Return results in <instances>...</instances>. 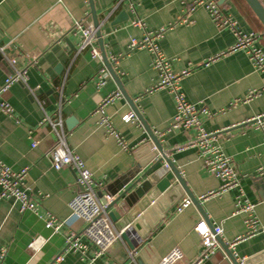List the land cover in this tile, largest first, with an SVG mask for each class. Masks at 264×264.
<instances>
[{
	"label": "crops",
	"instance_id": "0c3cea01",
	"mask_svg": "<svg viewBox=\"0 0 264 264\" xmlns=\"http://www.w3.org/2000/svg\"><path fill=\"white\" fill-rule=\"evenodd\" d=\"M193 1L91 0L106 60L202 210L191 201L176 210L189 197L173 179L165 193L152 191L149 206L133 221L139 228L129 236L132 248L122 238L116 239L105 254L94 258L95 246L81 232L84 220L74 216L69 205L80 192L75 172L70 167L53 168L46 153L55 134L47 123H41L37 101L25 88L34 92L48 115L62 119L67 146L81 156L93 180L101 182L95 189L108 204L114 198L111 192L127 179L139 160H145L142 170L151 165L155 149L139 120H123L133 111L121 93L103 111L128 149L118 145L98 123L100 114L95 108L118 90V85L108 73L106 84L98 88L95 75L105 66L104 61L92 59L88 47L78 50L81 34L71 25L79 20L93 26L89 0H0V46L5 54H0V88L13 68L26 74L25 84L14 82L0 94L12 107L11 115L0 110V161L15 171L27 169L24 182L36 204L33 211L21 212L17 201L0 198V264H156L174 246L183 253L180 264H187L202 250L193 229L201 218L211 225L220 224V237L240 264H264V141L262 130L250 121L264 114V73L255 69L243 50L204 63L236 39L231 30L212 21L204 6L192 8ZM259 1L263 4L264 0ZM218 2L241 32L259 35L258 45L264 52V28L250 6L244 0ZM180 17L187 21L176 23ZM136 19L141 26L132 24ZM170 25L174 26L163 32L157 45L173 72L191 67L180 80L181 92L200 110L204 129L217 134L216 143L240 178L237 187L216 197L201 198L216 190L221 180L208 172L196 147H182L193 139L195 131L168 129L176 112L174 99L165 88L152 89L160 76L150 51L129 49L131 39ZM93 43L99 48L96 36ZM70 119L74 123L69 126ZM164 164L161 161L158 166ZM238 199L253 204V232L246 222L248 214L236 211ZM128 211L123 200L107 209L108 215L116 217L115 221L110 217L116 229ZM51 216L64 220L56 234L44 224ZM38 236L46 241L33 250L29 243ZM59 255L64 260L53 263ZM202 264L230 263L220 246Z\"/></svg>",
	"mask_w": 264,
	"mask_h": 264
},
{
	"label": "built area",
	"instance_id": "2783aa9c",
	"mask_svg": "<svg viewBox=\"0 0 264 264\" xmlns=\"http://www.w3.org/2000/svg\"><path fill=\"white\" fill-rule=\"evenodd\" d=\"M262 2L264 4V1ZM196 5L204 6L211 16L212 21H214L218 27H226L231 30L236 39L235 43L232 44L231 47L220 51L214 56H211L204 63L208 64L210 62H214V60L218 59L220 56H224L233 51L243 50L246 56L249 57L255 69L264 73V52L258 45V41L260 40L259 35L253 31L247 33L241 32L237 28V22H235L232 16H229L223 11L218 0H194L191 6L194 8ZM186 21L185 17H180L176 23H184ZM132 24L141 26L140 20L137 19L132 20ZM71 26L72 30H78L81 34V41L78 50L88 47L90 49V57L92 59H99L101 57L100 50L98 46L93 43L95 40V27L91 25H83L79 20H75ZM172 26L174 25L161 27L156 31L146 32L141 39H131L129 49L147 48L150 51L153 59V67L157 69L160 76L159 81L152 89L165 88L172 94L174 99L176 112L168 125V129H183L185 131L193 129L195 131L193 139L182 147H196L200 152V156L208 172L221 180V184L216 190L208 191L201 196V198L216 197L226 190L237 187L239 185L240 178L238 177V173L235 170L232 161L224 154L219 144L216 143L217 134L207 132L204 129L198 115L200 110L196 109L193 104L189 103L185 99L184 93L181 92L179 85L180 80L189 73L191 67L181 69L180 72H173L170 68L168 59L164 57L157 45V40L162 36L163 32ZM0 54L2 56L5 55L3 46H0ZM95 77L96 86L98 88L103 87L106 84L108 72L105 66L98 70ZM14 82H21L25 84L26 74L13 68L12 73L5 78V82L0 88V94ZM27 90L29 95L33 96L37 101L43 115L41 123H47L50 130H52L55 134V142L46 153L53 168L60 170L62 167H70L75 172V178L80 187V192L73 197L69 205L72 214L77 218L84 220V226L81 232L84 237L95 246L96 252L94 258H97L100 255L105 254L116 239H121L122 233L129 226L127 225L120 229H116V227H114L110 216L107 214L108 203H104L101 200L95 189L97 185H101V182L93 180L92 174L87 169L81 156L67 146V134L65 130H63L62 119L60 117L52 118L48 115L41 107L38 99H36L34 92L29 88ZM251 95H254V92L251 93ZM119 97H121L119 90L112 91L101 100L94 112L100 114L98 123L106 130L107 135L114 137L118 145L122 146L124 149H128V145H126L120 132L111 124L109 117L105 115L103 111L104 106L112 103V101ZM0 110L8 115H11L12 113V107L1 99ZM123 120L125 122H137L139 119L133 111L123 116ZM250 121H253V123L262 130L264 141V114L256 115L252 117ZM34 145L35 142L32 143V146ZM26 172V168L15 171L0 161V198L13 199L17 201L21 212L33 211L36 207L35 201L31 197L29 187H27L24 182ZM189 202L190 199L185 198L182 203L177 206L176 210L180 211ZM236 206V211L248 214L249 217L246 222L248 227L253 228L251 231L253 232L256 229L253 226L256 222V220L252 217L253 204L243 203L241 199H238ZM63 222L64 220L58 221L55 217L51 216L44 221V224L46 228L56 234L59 227L63 225ZM261 227L264 228V225ZM193 229L200 237L202 250L197 257L189 261L187 264H202L203 261L212 258L215 252L219 249L220 246L218 245L216 238L221 236L223 229L220 224L209 225L203 218H201V220L194 225ZM45 241L46 239L44 237L38 236L30 241L29 247L33 250H37L40 246L39 244ZM69 246L73 249L78 247L77 244H73L72 246L69 244ZM131 254L132 253H130V257H132ZM183 257L181 249L174 246L156 264H180L183 261ZM63 260V256L59 255L54 259L53 263H61Z\"/></svg>",
	"mask_w": 264,
	"mask_h": 264
},
{
	"label": "water",
	"instance_id": "95a60500",
	"mask_svg": "<svg viewBox=\"0 0 264 264\" xmlns=\"http://www.w3.org/2000/svg\"><path fill=\"white\" fill-rule=\"evenodd\" d=\"M244 1L247 5L250 6L256 18L258 19V21L261 23V25L264 28V5L261 4L259 0H244ZM89 4H90V9L92 10L93 26L96 29L95 36L99 43L101 59L104 61V64L110 76H112L117 82L118 90L120 91L121 94H123L126 97L127 101L131 105L132 111L135 112V114L137 115L143 127L146 128L149 134V137H150L149 144L155 149V151L153 152V156L150 157V161L152 162L151 165H149L148 168H146L145 170H142V166H143L142 164L145 163L144 162L145 160L144 159L139 160V162L137 163L133 171H131V174L127 177V179H125L124 182H120L116 186L114 191L111 192V195L114 198L107 205V209H108L110 207H113L120 200H123L125 203H127V206L130 208V211L126 213L127 215L123 219V223L121 224L119 223V229L127 225L129 226L127 229L124 230V232L121 235V238L126 242L129 248H132L129 242V236L133 232H135L136 229L139 228V225L137 223H134L133 221L135 220L136 216L141 215L140 212L144 211V209H146L149 206V203H150L149 199L154 198L152 191L154 190L157 193H165L168 189L172 187L171 183L173 179L177 181L178 185L184 190L185 194L188 195L190 201L197 207V209L200 212H202V210L199 206L198 200L196 199L194 195H192L184 179L181 178L179 171L174 166L173 162L170 161L168 153H167L168 152L167 149L163 148L162 144H160L159 140L157 139V137L155 136L151 128H149V126L145 123L140 112L137 110V108L133 104L132 99L128 97L127 94L124 93L122 86L120 84L119 78L116 76L108 60H106V56H105L104 49H103V43L101 40L100 29L98 26V21L96 19L95 9H93L91 0H89ZM25 90L27 89L25 88ZM31 98L33 97L31 96ZM73 123H74L73 119H70L68 121L69 126L72 125ZM137 153H138L137 150H135V156H137ZM158 153L160 154V158L154 159V155ZM161 161L165 162V164L162 166H158ZM99 195H100L101 200L104 203H106L107 201L105 197H103L101 194ZM145 195H147L148 197L146 196L147 197L146 198ZM136 204L138 205L135 206ZM109 215L113 221L116 220V217L114 216V214H109ZM163 216L164 215L162 213L161 217ZM216 239H217L218 245L222 247L229 263L230 264H240L237 261V259H235L233 253L230 251L229 246L223 243L221 237L218 236Z\"/></svg>",
	"mask_w": 264,
	"mask_h": 264
}]
</instances>
